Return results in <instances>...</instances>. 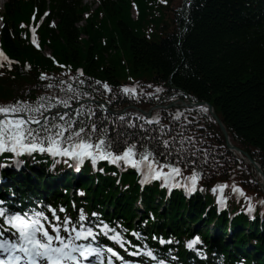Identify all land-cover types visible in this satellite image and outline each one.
I'll use <instances>...</instances> for the list:
<instances>
[{"label":"trees","instance_id":"trees-1","mask_svg":"<svg viewBox=\"0 0 264 264\" xmlns=\"http://www.w3.org/2000/svg\"><path fill=\"white\" fill-rule=\"evenodd\" d=\"M173 1L135 0L139 12L133 20L128 0H98V8L80 27L89 9L83 0H5L0 11V45L14 63L8 68L6 61L0 62L4 64L0 67V104L16 99L35 102L41 96L51 98L54 104L56 100H68L69 107L77 108L56 105L42 110L44 116L51 120L57 112L67 110L65 122L76 129L83 127L81 135L91 133L93 140L105 133L114 145L113 151L125 142L135 143L137 152L147 148L157 163L177 165L182 177L191 176L195 170L204 192H195L189 201L173 192L163 205L162 184L152 182L140 189L131 170H112L103 164L97 173L90 174L92 178L88 175L91 186L87 187L83 178L84 196L78 201L87 213L110 205L115 216L126 218L119 219L122 221L132 214L149 221L151 213L157 221H149L153 225L148 227L165 235L188 233L190 224L199 223L205 230L202 241L207 248H214L208 251L209 260L215 259L211 254L216 250L227 247L229 220L226 213L214 218V207L205 211L204 206L214 201L208 190L225 184L222 199L230 212L240 211L244 202H236L233 185H242L248 198L264 200L252 166L226 149L220 127L204 107L153 110L150 119H159L152 123L136 109H128L122 115L124 124L118 127L112 125L120 124L118 117L105 116L102 108L121 112L125 106L135 105L146 111L179 99L206 102L230 142L246 152L264 174V0H181L175 8ZM46 12L36 31L37 50L29 42L27 27ZM43 50L51 58L45 57ZM76 69L81 70L80 75ZM104 83L110 90L103 88ZM133 86L135 97L123 91ZM93 124L96 131H92ZM46 165L40 159L33 175L50 185L52 181L43 177ZM86 170L88 174L90 166ZM118 175L121 178L117 183ZM62 186L55 192L52 187H43L48 191L45 198L55 205L57 198L67 199L68 191L63 194L59 190ZM138 202L144 212L135 208ZM254 213L253 224L242 213L231 220L234 248L232 253L223 254L229 264L243 253L252 258L257 252L255 260L246 264H264V214L256 209ZM211 222L219 234L214 245L208 241L206 228ZM248 245L251 253L246 251ZM176 251L183 252L181 245H176Z\"/></svg>","mask_w":264,"mask_h":264},{"label":"snow or ice","instance_id":"snow-or-ice-1","mask_svg":"<svg viewBox=\"0 0 264 264\" xmlns=\"http://www.w3.org/2000/svg\"><path fill=\"white\" fill-rule=\"evenodd\" d=\"M31 31L32 42L36 44V28L33 27ZM0 60L6 61L8 68H11L14 63L2 50H0ZM0 67H4V64L0 63ZM0 75L3 73L0 72ZM103 88L110 90L107 83L103 84ZM123 91L135 93V86L131 89L124 87ZM56 105L69 107L68 100H56L54 104L51 98L44 96L39 97L35 102L16 99L14 102L0 104V154L10 152L13 156L8 159H14L22 154L30 155L34 151H39L47 152L52 156H66L78 163H82L84 158H90L93 165L97 159H106L110 163L122 161L137 169L144 179L162 177L165 184L174 175L180 173V168L172 163H161L157 167L154 159H149L152 153L147 148L137 152L135 143L125 142L121 149L113 151L111 149L114 145L105 133L101 132L95 140L92 139L91 133L81 135L85 129L73 128L71 123L65 122L64 117L68 115L66 112L62 114L57 112L55 117L49 120L42 110L52 109ZM80 107L82 109L83 105ZM120 119L123 121L124 117L121 116ZM158 119L154 116L148 122L152 123ZM92 131H96L95 124L92 125ZM164 143L167 145V141ZM20 163L22 161H17V166ZM6 166V163H0V167ZM164 168L168 171H163ZM186 179L191 181L190 187L194 189L199 173L193 170L191 176ZM185 187L189 185L186 184ZM225 187L226 185L221 183L215 185L212 191L215 192L217 189L222 191ZM232 191L240 196L245 195L235 185L232 186ZM245 199L250 198L245 196ZM261 203L264 204V201ZM65 211L63 206L57 209L49 204L25 212L13 209L7 206L5 201L0 200V264H85L89 257H94L97 264H114V260H119L121 264H128L114 247L94 243L98 240L96 229H99V235L105 237L112 232L110 239L123 246L124 238L118 231L109 229V225L103 222L94 226L84 223L86 217L82 209L75 222L70 216L58 215V212ZM6 234H10V238H3ZM89 239L92 242L78 243V241ZM199 239L197 236L189 240L187 247L192 249ZM146 255L153 260L156 259L151 250H148ZM158 264H165V261L159 260Z\"/></svg>","mask_w":264,"mask_h":264},{"label":"water","instance_id":"water-1","mask_svg":"<svg viewBox=\"0 0 264 264\" xmlns=\"http://www.w3.org/2000/svg\"><path fill=\"white\" fill-rule=\"evenodd\" d=\"M196 105H200V106H202V105H204V106H206L207 107V109H208V111L210 112V114L212 115V117L213 118H215L216 119V121L218 122V124H219V126H221V129H222V131H223V134H224V136H225V138H226V133H225V130H224V128H223V126L220 124V122L218 121V119H217V116L215 115V114H213L212 113V107L209 105V104H204V103H202V104H196ZM227 146H228V148L229 149H231V150H235V151H237V152H240V151H238L237 149H235L229 142H228V140H227ZM246 156V158L248 159V161L250 162V163H253V160L252 159H249L248 157H247V155H245ZM254 164V163H253ZM254 167H255V169L259 172V174H261V172H260V170L258 169V167L254 164ZM262 182H264V178L262 179Z\"/></svg>","mask_w":264,"mask_h":264},{"label":"rangeland","instance_id":"rangeland-1","mask_svg":"<svg viewBox=\"0 0 264 264\" xmlns=\"http://www.w3.org/2000/svg\"><path fill=\"white\" fill-rule=\"evenodd\" d=\"M95 1V0H94ZM181 0H174L173 1V7L175 8V7H179L180 5H181ZM3 3H4V0H0V7H2V5H3ZM86 3H87V5L88 4H93V2L92 1H90V0H87L86 1ZM93 7V6H92ZM96 7H93V10L95 9ZM132 16H134V13H132ZM166 202L165 201H163V205L165 204ZM162 209H163V206H162ZM194 228V226H191L190 227V230H192ZM213 232V231H212Z\"/></svg>","mask_w":264,"mask_h":264}]
</instances>
